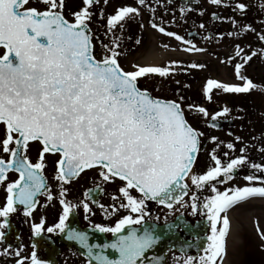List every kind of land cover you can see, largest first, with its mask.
<instances>
[{
  "label": "snow or ice",
  "instance_id": "6c2138e0",
  "mask_svg": "<svg viewBox=\"0 0 264 264\" xmlns=\"http://www.w3.org/2000/svg\"><path fill=\"white\" fill-rule=\"evenodd\" d=\"M37 2L44 8L35 6L32 0H0V49L3 50L0 53V125L4 128L0 148L8 156L7 159L0 156V186L6 193L5 203L0 207V218H3L0 220V240L5 237L4 229L10 226L9 217L18 210L17 205H23L24 215L31 216L37 207L38 193L43 191L49 201L53 199L42 172L46 167L44 154L58 153L55 179L61 182L59 203L63 206L62 214L58 223L47 229L43 219L33 223V234L40 236L45 230L63 234L67 230L69 241H77L87 249V264H93V261L96 264H143L145 253L159 240L153 234L154 229L144 227L143 233L138 234L139 229L133 227L146 223V201H156L171 209L172 201L182 202L183 196L187 195V179L190 178L191 184L198 189L217 177L231 180L234 170L247 163V157L240 155L225 164L213 152L214 166L203 174H196L193 169L203 133L188 122L179 102L153 97L147 89L138 87L139 78L151 74L164 77L169 74V68L135 64L134 70H125L119 60L121 53L116 50L118 44L114 47L103 45L104 54L98 58L88 26L92 16L89 8L97 0H83L84 7L72 13L74 20L71 22L63 13L64 0ZM138 2L145 4V0ZM210 3L228 6L225 0H210ZM246 8L244 3L235 5L241 13ZM139 14L136 7H120L108 18V27L114 28ZM151 26L158 28L155 23ZM158 30L165 32L162 27ZM248 30L254 31L251 26ZM166 34L175 35L172 32ZM258 38L264 41V34ZM176 39L183 40L178 35ZM242 51L237 46V56ZM255 55L257 53L253 52L243 59L247 62ZM242 67L243 64L235 65L237 77L245 81L242 86L210 79L205 94L214 88L227 93H247L256 88L251 79L241 75ZM208 99L211 100L210 95ZM197 111L208 116L203 107ZM228 111L225 107L216 116ZM30 142L42 145L36 163L27 155ZM227 147L232 149L234 146L229 143ZM251 167L262 169L259 164ZM91 169H98L104 181L122 182L118 187L122 199L121 196L113 197L120 203L118 207L113 204L111 212L116 213L121 208L128 212L114 226L94 225L99 232L115 237L113 242L103 246L90 245L86 233L69 229L66 223L76 205L64 198L67 190L63 184ZM12 171L19 176L6 183L8 173ZM244 179L249 183L243 187L228 188L223 192L212 187L215 195L203 205L211 227L208 244L203 255L189 256L184 264H194V261L196 264H225L231 227L229 209L253 198L264 199V177L247 175ZM131 190L139 196H134ZM177 191L179 194L174 195ZM197 199L192 196L194 213L198 208ZM100 207L104 208L103 205ZM83 209L86 213L91 211L87 203L83 204ZM105 212L109 214L107 210ZM125 229H129L127 234H123ZM260 235L264 239V232ZM94 248L100 251L95 252ZM109 248L119 253L118 259H110L104 254V249ZM0 255H14L17 257L15 264H26L27 261L43 264L35 251L25 257L19 250L9 253L5 249Z\"/></svg>",
  "mask_w": 264,
  "mask_h": 264
},
{
  "label": "flooded vegetation",
  "instance_id": "af4514ba",
  "mask_svg": "<svg viewBox=\"0 0 264 264\" xmlns=\"http://www.w3.org/2000/svg\"><path fill=\"white\" fill-rule=\"evenodd\" d=\"M182 1L145 0V4L140 5L138 0H97L89 8L92 16L88 22L95 52L100 58L104 54L103 45L114 47L118 44L119 47L116 50L121 53L119 60L125 70H134L132 66L135 64L146 65L143 60L152 51L165 52L164 61L157 67L169 68V74L164 77L158 74L141 77L138 79V87L147 89L153 97L179 102L188 122L203 133L200 143L205 145V149L199 154L193 171L200 174L199 171L202 170L203 174L208 165L207 162L202 161L203 157L208 153L211 159V155L215 152L225 164L240 155L247 157V163L239 168V177L247 175L264 177V41L258 38L260 34H264V24H262L264 0H252L253 3L251 0H225L228 6L224 4L217 6L210 3L209 8L202 6L201 1L197 0L199 7L196 10L186 8ZM188 2L191 3V1ZM32 3L40 9L44 8V5L39 4L37 0H32ZM237 3H244L247 6L244 13L235 9ZM64 4L63 13L70 22L74 20L72 13L84 7L83 0L75 9L72 7L71 0H64ZM124 6L136 7L140 14L109 29L108 18L114 15L118 8ZM140 16L146 17L149 24L154 22L158 28L165 29V32L162 33L157 28L160 37L153 38L154 45H151L149 40L147 42L145 26L142 25ZM233 21L236 23L234 24ZM201 24L204 27H200ZM248 26H251L254 31L248 30ZM167 32H172L175 35L168 36ZM229 33L234 34L229 35ZM176 35L182 37L183 40H177ZM168 40L171 45L173 43L176 51L169 49L170 47L166 44ZM237 46L243 50L239 56L236 54ZM184 47L193 50L199 47L205 49L212 59L220 61V66L224 69L230 67L234 72L236 64H243L241 75L251 79L256 88L247 93H227L214 88L211 93L206 95L204 89L208 80L214 79L226 83L228 82L226 76L220 74L206 76L205 73L208 70L204 62H192V65H203V67L183 66V61H179V57H181ZM230 48L234 50L230 52L229 57L232 53L233 55L226 58L222 53L225 49ZM2 51L0 49V53ZM253 52H256L257 55L245 62L243 57L251 55ZM238 80L239 86L245 82L239 78ZM208 95L211 96V100L208 99ZM189 105L192 107L189 108ZM199 107L205 108L208 116L198 112ZM225 107L229 111L216 116L217 113L223 112ZM214 116H216L215 119H213ZM3 137L4 128L3 125H0V140ZM212 137H216V140L213 141ZM229 143L233 144L232 149L227 147ZM41 150L42 145L39 142H30L28 158L36 163ZM0 156L8 158L7 154L2 152V148H0ZM58 159V153L44 154L46 167L42 174L47 190L53 199L49 201L43 191L38 193L37 207L31 216H25L24 206L17 205L18 210L9 217L10 226L4 229L5 237L0 240V252L5 249L9 253L19 250L21 256L29 257L35 251L43 264H87V249L81 247L77 241H69L66 235L67 230L63 234L48 233L45 230L40 236H35L32 232L33 223H39L43 219L44 227L47 229L58 223L59 216L62 214L63 206L59 203L61 182L55 179V162ZM210 162L214 163L212 160ZM252 164H259L262 169L254 171L255 169L251 167ZM202 168L205 170L203 171ZM18 176L17 172H9L6 183L14 181ZM234 179L237 178L232 177L229 180L223 177L220 181L225 180L229 185ZM187 183L189 193L182 199V202L172 201L171 209L156 201H146L148 215L145 217V224L152 223L162 226L177 220H182V222L185 220L192 226L200 222L202 225L195 230H185L184 225L180 224L174 233L178 250H171L167 255V260L160 258L157 262L146 264H184L187 257L198 258L204 254L203 249L208 244L207 236L211 235V227L206 215L207 209L203 205L215 193L212 189L196 188L191 184L190 178L187 179ZM216 183L218 186L216 189L221 192L233 188L231 184L228 188L219 189V182ZM119 186H122V182L119 180L114 183L104 181L99 176L98 169L86 170L79 177L63 184V188L67 190L64 198L76 205L66 222L69 229L86 233L90 245L103 246L113 242L115 237L111 233H101L94 228V225L114 226L119 218L128 214L122 208L116 213L111 212V206L116 204L118 207L120 203V201H114L113 197L121 196L122 199V194L118 192ZM131 192L134 196H139L135 190H131ZM86 193L89 195L86 196ZM193 195L198 198L196 201L198 208L195 213L191 207ZM5 196L4 187L0 186V207H3L5 203ZM84 203L89 205L91 210L89 213L84 211ZM100 205H103L104 208L102 209ZM105 210L109 214L106 215ZM2 219L0 218V220ZM133 227L140 228L142 226ZM128 231L129 229H125L123 234H127ZM94 251L99 252L100 249L94 248ZM104 254L110 259L119 258V253L110 248L104 249ZM16 259L17 257L14 255H0V264H15ZM26 264H30V261H27ZM93 264L96 262L93 261ZM194 264H196L195 261Z\"/></svg>",
  "mask_w": 264,
  "mask_h": 264
},
{
  "label": "rangeland",
  "instance_id": "374dc122",
  "mask_svg": "<svg viewBox=\"0 0 264 264\" xmlns=\"http://www.w3.org/2000/svg\"><path fill=\"white\" fill-rule=\"evenodd\" d=\"M80 1L81 0H71L73 9L78 8V4ZM200 1L202 3V6H205L206 8L210 7V0ZM251 2L253 3L254 1L251 0ZM262 12H264V8H262ZM140 19L142 21V25L145 26V35H147V42L149 40L151 45H154L153 38L156 37L158 39L160 37L157 32V28H153L151 26L154 22L149 24L147 18L144 16H140ZM262 24H264V18L262 19ZM169 40V44L166 43L167 46L170 47L169 49L176 51L173 43L171 45ZM185 49L188 48H182L181 52H183V54L181 55V57H179V61H183V66H190L192 65V62H204L208 70V73H205L206 76H214L215 74H220L222 76H226V81H228L226 82L227 84L230 83L239 86L240 82L238 80L236 72H234L230 67L224 69L222 66H220V61L217 59H212V57L207 53L205 49H202L203 51H186ZM198 49H200V47ZM233 50L234 49L231 48L225 49L222 55H225L226 58H230L233 53L230 55V57L229 54L230 52H233ZM195 55L197 57H192ZM202 161L208 163L206 171L210 167L214 166V163L210 162L211 159L208 153H206ZM202 169L203 171L205 170L204 168ZM256 170L257 169H255L254 171ZM199 172L200 174H202V170H200ZM221 178H223V176L217 177L216 180H213L210 183L206 184L203 188L212 189L213 186L218 187L216 183L217 181L219 182V189L228 188L231 184L233 185V188L243 187L248 185L249 183L244 179V177H240L234 179L230 182L231 184L228 185L225 180L220 181ZM256 183L259 184V182ZM227 214L230 219V225L235 223L238 228L235 232L234 239H229V235L227 237V256L225 258V260L228 261L227 264H264V239H262L260 235L261 232H264V199L257 197L246 202H242L229 209ZM248 259L249 262H247Z\"/></svg>",
  "mask_w": 264,
  "mask_h": 264
},
{
  "label": "water",
  "instance_id": "95a60500",
  "mask_svg": "<svg viewBox=\"0 0 264 264\" xmlns=\"http://www.w3.org/2000/svg\"><path fill=\"white\" fill-rule=\"evenodd\" d=\"M184 3H186V1ZM186 5L191 9L196 8L191 4H186ZM90 34H91V31H90ZM197 156H198V154H197ZM235 173H236V170H234V172L232 174H235ZM187 192H188V190H187ZM178 194H179V191L174 193V195H178ZM144 227H148L149 229H154L153 234L158 236L159 240L154 245L153 248L149 249L145 253L146 259L143 260V263L155 262V260H157L159 258L166 259L167 253L172 249H176L177 240L173 236V232H172L174 230L173 225L159 227V226L148 224ZM143 228L139 229L138 234L143 233Z\"/></svg>",
  "mask_w": 264,
  "mask_h": 264
},
{
  "label": "bare ground",
  "instance_id": "6f19581e",
  "mask_svg": "<svg viewBox=\"0 0 264 264\" xmlns=\"http://www.w3.org/2000/svg\"><path fill=\"white\" fill-rule=\"evenodd\" d=\"M166 57V53L165 52H150L143 60V62L146 65H151V66H157L160 65L164 59ZM237 225L235 223L232 224V229L230 231V239L232 240V238L234 239L235 237V232L237 230ZM228 261H225V264H227Z\"/></svg>",
  "mask_w": 264,
  "mask_h": 264
}]
</instances>
